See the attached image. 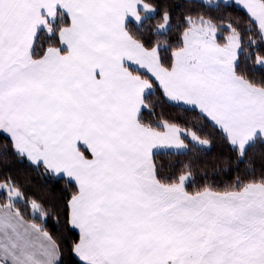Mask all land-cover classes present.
<instances>
[{
    "label": "snow or ice",
    "instance_id": "obj_1",
    "mask_svg": "<svg viewBox=\"0 0 264 264\" xmlns=\"http://www.w3.org/2000/svg\"><path fill=\"white\" fill-rule=\"evenodd\" d=\"M184 2L174 24L157 0H0V264L62 255L13 161L70 186L80 264H264V0ZM157 91L196 123L157 116ZM205 128L230 153L215 176L157 165Z\"/></svg>",
    "mask_w": 264,
    "mask_h": 264
},
{
    "label": "trees",
    "instance_id": "obj_2",
    "mask_svg": "<svg viewBox=\"0 0 264 264\" xmlns=\"http://www.w3.org/2000/svg\"><path fill=\"white\" fill-rule=\"evenodd\" d=\"M161 5H167L173 10L175 24L176 17L183 14L185 7L184 0H157ZM232 15L236 17H243L245 13L235 7L232 10ZM175 35V33L173 34ZM154 103L157 104L156 114L164 119L171 121H178L181 124L196 123L193 120V113L186 110L184 106H175L166 102L161 92L157 91L154 96L150 97ZM204 132L212 138V144L208 148L200 149L190 146L184 154H179L170 151L158 152L155 160L158 166L162 167L165 172L170 170L172 166H181L185 163H192L198 170L207 169L210 176H215L214 167L223 168L222 161L230 156L229 149L225 141H223L218 134L212 131L211 128H205ZM5 142V137L0 135V145ZM10 169L21 176L25 181H28L27 193L29 196L38 200H43L46 204H52L59 216L52 215L46 221L47 230L60 244L62 255L60 264H80L72 253V245L78 242L79 234L67 224V212L62 206L61 201L64 197L70 195V186L60 179L59 183L53 185L48 180L42 177L38 172L31 171L18 165L15 161L9 166ZM233 171L225 173L229 178L235 175V165L233 164ZM246 164H240L239 171H245ZM223 177L218 176L217 180ZM18 207L25 212L26 218L31 216L30 210H25L21 202ZM38 222V218H37Z\"/></svg>",
    "mask_w": 264,
    "mask_h": 264
},
{
    "label": "crops",
    "instance_id": "obj_3",
    "mask_svg": "<svg viewBox=\"0 0 264 264\" xmlns=\"http://www.w3.org/2000/svg\"><path fill=\"white\" fill-rule=\"evenodd\" d=\"M238 8L241 9L244 12V10L242 8H240V7H238ZM161 151H169V150H167V149H160L158 152H161ZM74 230L78 233V230H76V229H74ZM74 257L79 261L78 257H76V256H74Z\"/></svg>",
    "mask_w": 264,
    "mask_h": 264
},
{
    "label": "rangeland",
    "instance_id": "obj_4",
    "mask_svg": "<svg viewBox=\"0 0 264 264\" xmlns=\"http://www.w3.org/2000/svg\"><path fill=\"white\" fill-rule=\"evenodd\" d=\"M167 150H169L170 152H175V150H172V149H167ZM176 153V152H175Z\"/></svg>",
    "mask_w": 264,
    "mask_h": 264
}]
</instances>
